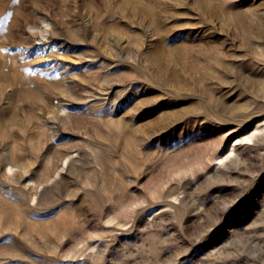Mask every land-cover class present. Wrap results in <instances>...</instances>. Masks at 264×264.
<instances>
[{
  "label": "rangeland",
  "instance_id": "obj_1",
  "mask_svg": "<svg viewBox=\"0 0 264 264\" xmlns=\"http://www.w3.org/2000/svg\"><path fill=\"white\" fill-rule=\"evenodd\" d=\"M0 264H264V0H0Z\"/></svg>",
  "mask_w": 264,
  "mask_h": 264
}]
</instances>
